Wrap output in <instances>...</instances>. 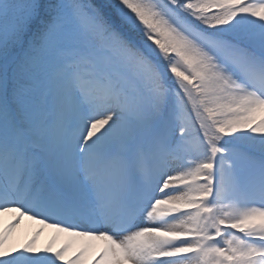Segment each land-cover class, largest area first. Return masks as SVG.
<instances>
[{
  "label": "snow or ice",
  "instance_id": "1",
  "mask_svg": "<svg viewBox=\"0 0 264 264\" xmlns=\"http://www.w3.org/2000/svg\"><path fill=\"white\" fill-rule=\"evenodd\" d=\"M0 264H264V0H0Z\"/></svg>",
  "mask_w": 264,
  "mask_h": 264
},
{
  "label": "bare ground",
  "instance_id": "2",
  "mask_svg": "<svg viewBox=\"0 0 264 264\" xmlns=\"http://www.w3.org/2000/svg\"><path fill=\"white\" fill-rule=\"evenodd\" d=\"M5 219H7V218H5ZM39 227H41V226H39V225H36L34 222H32V221H30V220H28V219H25L22 223H21V225L19 226V228H18V230H17V232H16V236H17V234L19 235V233L21 234V233H23V232H32V230H33V232L37 229V228H39ZM19 232V233H18ZM43 235V234H42ZM44 235H45V237H47L48 238V236L49 237H53V235H54V231L52 230V229H45L44 230ZM20 239H21V235H20Z\"/></svg>",
  "mask_w": 264,
  "mask_h": 264
},
{
  "label": "rangeland",
  "instance_id": "3",
  "mask_svg": "<svg viewBox=\"0 0 264 264\" xmlns=\"http://www.w3.org/2000/svg\"><path fill=\"white\" fill-rule=\"evenodd\" d=\"M19 233V232H18ZM20 235H21V239H20ZM29 235L30 234H28V232H23V233H19V235L17 234V236H16V241H17V243H23V241L25 240V239H27L28 237H29ZM43 239H44V237H40V241H39V243H40V245L41 246H44L45 245V243H44V241H43ZM22 240V242H20Z\"/></svg>",
  "mask_w": 264,
  "mask_h": 264
}]
</instances>
